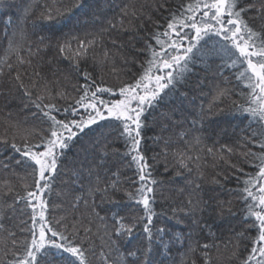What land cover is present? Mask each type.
Returning a JSON list of instances; mask_svg holds the SVG:
<instances>
[{
	"label": "snow or ice",
	"instance_id": "1",
	"mask_svg": "<svg viewBox=\"0 0 264 264\" xmlns=\"http://www.w3.org/2000/svg\"><path fill=\"white\" fill-rule=\"evenodd\" d=\"M2 14L0 264H176L174 248L181 264H214L222 250L264 264V0H29L15 27ZM198 64L222 77L207 107L194 103L207 77L191 97L180 90ZM105 67L131 78L106 85L93 75ZM177 95L152 120L173 130L147 137ZM76 144L89 182L65 207L53 177ZM169 172L184 186L166 193Z\"/></svg>",
	"mask_w": 264,
	"mask_h": 264
},
{
	"label": "trees",
	"instance_id": "2",
	"mask_svg": "<svg viewBox=\"0 0 264 264\" xmlns=\"http://www.w3.org/2000/svg\"><path fill=\"white\" fill-rule=\"evenodd\" d=\"M7 3L12 4L13 6L11 8H5V9H0V30H3L5 28V24L7 22L8 17L3 15V12H8L12 15L14 23L12 27L16 26V18L21 17L23 15V9L27 6L29 3V0H6ZM99 6L101 9H106L108 7V0H99ZM9 31H11V28H9ZM28 32L30 35L31 39H35L34 36H31V28L30 26L28 27ZM3 39L2 31H0V40ZM216 39V38H213ZM3 45H0V57L3 55ZM210 64H212L213 69L216 68V65L221 63L219 58H213L212 60L209 61ZM89 71H93L91 65L88 66ZM135 71V69H134ZM232 69H224V76H228L230 78V83L228 84V87L233 88L236 90V92L240 91H247V89L243 88V85H240L236 80L235 77L232 75ZM194 72L196 75H192L189 81V86L187 88L181 87V91H189V96L191 97L192 92H191V87H194L196 85V81L198 78L201 77H207L205 79V84L203 86V94H200V90L197 89L196 91V96L197 99L194 101L196 105L204 104L205 107H207V104L210 102L211 97L213 95L212 91V85L214 82H219L222 77H215L213 78L212 73H206L203 69L202 65H197L194 68ZM102 74L103 80L105 81V84H117L119 83L117 76H123L124 79H130L131 77L128 76L127 74L124 73H113L109 67H105L102 72L101 69L97 68L94 72L93 75L99 77ZM115 98V97H113ZM238 96H233V99H238ZM185 99L184 97L180 96H174L170 98L168 102H165L164 104H161L159 108H157L152 116H149V124L150 126L146 128L145 132L147 137H153L157 135L161 136H168L169 133L173 130V124L170 121L164 120L163 123L168 124V128H166L163 132L160 130V124L157 123L155 125H152V120L153 117L157 119V121H160L161 118V113L162 112H167L169 108H171L174 104L176 106L180 105V101ZM198 111V108L196 109ZM20 118L23 119V114H20ZM180 114L176 113L174 116V119H179ZM216 121H219L222 126L227 127L226 121H228L230 118L227 116H217L214 118ZM32 123L31 118H29V124ZM208 123H211V121H208ZM27 126V125H26ZM215 126V125H213ZM181 127H189V124L185 122L181 126H176L175 131L179 132L181 130ZM6 128V123L4 120V114L0 113V134H3L5 132ZM12 129H8V133L11 134ZM35 139V137H33ZM211 143V141H208ZM149 149L153 147L151 139L147 141ZM182 146V145H181ZM159 151V148L156 149ZM171 150H175V146L171 147ZM10 149L5 150V155L10 152ZM62 168L58 167L57 173L58 175L53 177L55 183L53 184V188L55 189V192L61 193L60 196H56L55 193L53 194L52 199L56 200L57 203H63L65 207H68V201L71 200L73 196L80 192H84L85 188L81 187V185H87L89 182V177L87 176V167L89 164V160L85 159V153L82 149V146L80 144H76L74 147H70L66 155L62 157ZM162 168V166H161ZM82 170L81 171V176L79 178V182L77 181V176L74 175V172L76 170ZM212 169H206V172L210 175L212 173ZM187 175H194L193 174H187ZM3 177H0L2 179ZM94 179V177L92 178ZM163 179L165 180V192L167 193L168 189L170 188H175V187H183V183H178V181L183 180L182 177L179 178H173L172 173H166L163 176ZM64 190H67L69 195L64 196ZM226 198V194H222ZM51 203V201H50ZM106 208H113L116 211L120 210V206L117 205H105ZM157 208L159 210L160 204H157ZM101 215H108L109 218L111 217V213H105L101 212ZM111 219H109V223H111ZM223 230V226H221L220 231ZM204 237L202 236L201 239ZM100 247V241H96V251L99 253L101 251ZM104 251H107L106 249H103ZM173 253L175 254V262L176 264H181V255L180 253L183 251V249L180 248H174ZM230 255L229 251H224L222 250L221 257L218 261H214V264H231V262L227 259V257ZM95 264H102V261H100L99 256L97 255L95 259ZM197 264H200L199 258H197Z\"/></svg>",
	"mask_w": 264,
	"mask_h": 264
}]
</instances>
